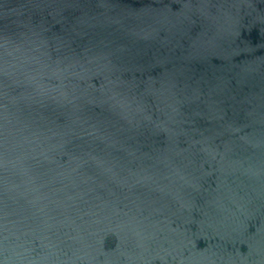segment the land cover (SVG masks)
Returning a JSON list of instances; mask_svg holds the SVG:
<instances>
[{"label": "water", "instance_id": "obj_1", "mask_svg": "<svg viewBox=\"0 0 264 264\" xmlns=\"http://www.w3.org/2000/svg\"><path fill=\"white\" fill-rule=\"evenodd\" d=\"M0 264H264V0H0Z\"/></svg>", "mask_w": 264, "mask_h": 264}]
</instances>
